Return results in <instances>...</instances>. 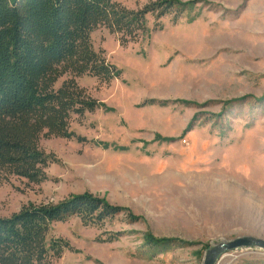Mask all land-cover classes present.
I'll list each match as a JSON object with an SVG mask.
<instances>
[{
    "label": "rangeland",
    "instance_id": "374dc122",
    "mask_svg": "<svg viewBox=\"0 0 264 264\" xmlns=\"http://www.w3.org/2000/svg\"><path fill=\"white\" fill-rule=\"evenodd\" d=\"M191 1L177 21L148 14L147 33L126 45L93 31L120 76L69 72L56 88L75 79L103 105L71 116L74 136L40 139L53 156L45 181L0 176V216L83 192L128 209L101 227L56 223L52 235L75 250L53 264H203L216 243L264 239V0ZM217 264H264V249Z\"/></svg>",
    "mask_w": 264,
    "mask_h": 264
},
{
    "label": "trees",
    "instance_id": "16d2710c",
    "mask_svg": "<svg viewBox=\"0 0 264 264\" xmlns=\"http://www.w3.org/2000/svg\"><path fill=\"white\" fill-rule=\"evenodd\" d=\"M193 3L154 0L130 9L117 0H0V176L45 181L53 156L40 148V139L74 136L71 116L103 105L75 79L56 88L69 72L106 82L120 76L94 48L93 31L105 26L126 45L147 33L148 14L157 19L172 15L177 21ZM125 211L130 214L91 192L26 204L0 216V264H53L66 250H75L68 240L52 235L56 223L78 217L85 225L101 227ZM157 241L162 240L149 239L150 245Z\"/></svg>",
    "mask_w": 264,
    "mask_h": 264
},
{
    "label": "water",
    "instance_id": "95a60500",
    "mask_svg": "<svg viewBox=\"0 0 264 264\" xmlns=\"http://www.w3.org/2000/svg\"><path fill=\"white\" fill-rule=\"evenodd\" d=\"M242 247H257L264 249V239L255 236H239L234 239L216 243L206 251L203 264H217L221 255L227 251Z\"/></svg>",
    "mask_w": 264,
    "mask_h": 264
}]
</instances>
